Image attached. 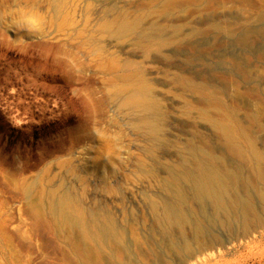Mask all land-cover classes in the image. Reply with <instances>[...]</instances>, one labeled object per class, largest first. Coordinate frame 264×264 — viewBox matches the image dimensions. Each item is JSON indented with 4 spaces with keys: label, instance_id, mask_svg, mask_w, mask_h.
<instances>
[{
    "label": "rangeland",
    "instance_id": "374dc122",
    "mask_svg": "<svg viewBox=\"0 0 264 264\" xmlns=\"http://www.w3.org/2000/svg\"><path fill=\"white\" fill-rule=\"evenodd\" d=\"M35 1L41 36L20 15L25 0L0 1V264H85L51 212L103 264L110 249L117 264H197L183 258L197 228L221 248L202 264H264V4L202 0L153 15L163 0ZM106 20L116 23L105 34L92 29ZM74 28L115 57L79 47ZM41 185L37 225L27 197ZM242 202L261 220L248 240Z\"/></svg>",
    "mask_w": 264,
    "mask_h": 264
},
{
    "label": "bare ground",
    "instance_id": "6f19581e",
    "mask_svg": "<svg viewBox=\"0 0 264 264\" xmlns=\"http://www.w3.org/2000/svg\"><path fill=\"white\" fill-rule=\"evenodd\" d=\"M2 2V0H0ZM6 1V0H5ZM26 4L28 6H32V8H30L31 10H29V8L26 5V8H28V10L30 11H24L25 15H23L24 13H21L20 15L24 16V20H27L25 23L33 26L35 28V32L37 34H40V36L43 34L44 28L42 27V21L40 19V15L41 13H39L38 11L36 13H33V9L34 11L39 9L38 6L36 7V1L35 0H25ZM202 0H163V2L161 3L159 9L157 10H152L151 14L155 15L158 13H162L165 11H169L177 6H182L183 4H189V5H193V4H198L199 2H201ZM220 1V0H219ZM218 1V2H219ZM231 1V3H234L238 6H242V7H246L245 3H243V0H228V2ZM261 3L264 4V0H259ZM17 2V1H16ZM18 4V3H17ZM23 4V3H22ZM25 4V3H24ZM213 4H216V0H204V4L203 6L208 7L211 6ZM16 5V4H15ZM21 5V4H20ZM4 6V4H3ZM19 6V5H17ZM23 6V5H21ZM20 6V7H21ZM6 7V6H5ZM2 9V8H1ZM16 9V8H15ZM258 9V8H257ZM256 9V10H257ZM12 10V9H11ZM17 10V9H16ZM16 10L13 9V12H15ZM5 12V11H3ZM21 12V11H20ZM19 12V13H20ZM264 12V11H262ZM11 13V12H10ZM39 13V14H38ZM54 13L56 14V11H54ZM261 14V13H260ZM17 15V14H16ZM18 17V16H17ZM1 18V16H0ZM19 18V17H18ZM22 17L20 16V19ZM37 19V20H36ZM1 20V19H0ZM22 20V19H21ZM70 20V19H69ZM138 20V19H137ZM135 18L131 20V24H134L137 21ZM94 21L89 22L88 24L91 26V23H93ZM68 23V22H67ZM116 22L114 20H106L103 21L102 23H98L97 26H92V29L94 28H98L99 31L103 32L104 34L113 26V24H115ZM38 24V25H37ZM66 24V22H65ZM130 24V25H131ZM74 33H76V35L78 36H83L85 39V42H83L82 40L79 42L78 46L81 47L82 49L86 50V51H91L95 52V54L97 56H103L104 57H109L111 56L112 58L115 57L111 54H108V50L104 48V46H100V45H96V41L93 37L91 36H86L84 35V31L83 30H78L77 28L72 29ZM99 44V43H98ZM94 46H97V48L93 49ZM101 58V57H100ZM116 61V60H115ZM111 62V61H110ZM222 125V124H221ZM243 126V125H242ZM246 129H248L246 127ZM220 133H221V138L224 141V143L226 144L229 153L233 154L234 156L236 155H241L242 156V147L239 146V144L237 143V138L235 137V135L232 132H229V130L227 128H225L224 126L219 128ZM243 131V130H242ZM242 134V133H241ZM241 136V135H240ZM245 137V136H243ZM246 139V138H245ZM242 149H241V148ZM245 151V150H244ZM248 153V152H247ZM246 154V151H245ZM261 154V153H260ZM240 156V157H241ZM248 156V155H246ZM264 156V155H263ZM237 157V156H236ZM243 158V156H242ZM257 161V160H256ZM255 167V166H254ZM257 177L261 178V180L264 178V173L261 171V169H257ZM38 183V182H37ZM34 182V184H37ZM23 184V183H22ZM223 183H221L222 185ZM28 185V184H27ZM38 185V184H37ZM36 185V186H37ZM20 186H22L20 184ZM26 186V185H25ZM24 187V186H23ZM28 187V186H27ZM26 187V188H27ZM38 187V186H37ZM40 187V185H39ZM38 187V188H39ZM227 186H222L223 191L228 194L227 190H226ZM33 188V187H32ZM36 188V187H35ZM38 188L36 190H38ZM41 190L36 191L34 190H30V192L32 191V194L35 193V195L33 196L30 193V197H27V207H28V215L31 216V218L33 220L36 221L37 225H43L45 224V218H44V214L45 211H47L48 208H44L43 207V203L40 202L41 200V196L43 195V189L46 190L45 188H43V186L41 185ZM228 188V187H227ZM28 189V188H27ZM26 189V190H27ZM40 189V188H39ZM48 191H51L49 189H47ZM42 191V193H41ZM26 192V191H25ZM24 192V194H25ZM34 192V193H33ZM46 192V191H45ZM262 192V191H261ZM260 192V193H261ZM51 193H49L50 195ZM225 194V195H226ZM41 195V196H40ZM46 195V194H45ZM219 196V195H218ZM45 197V196H44ZM49 197V196H48ZM47 197V198H48ZM219 198V197H218ZM226 200L225 202L232 205V206H236V199H234L233 197H228V199H224ZM44 201H46V199H44ZM218 202H221L222 199L219 198L217 199ZM43 202V201H42ZM239 202V201H238ZM243 203V202H242ZM260 203H261V208L264 211V193H261L260 195ZM239 203H237L238 205ZM240 205V204H239ZM249 205V204H248ZM247 203L246 204H242L239 206L238 211H237V215H236V219L238 222V225L240 226L241 229H243V233L245 236V239L248 240L250 237H252V234L254 233L253 230L257 229L259 226H261V220L258 217L256 210L252 207V206H248ZM224 206V205H223ZM229 207V206H228ZM237 208V207H236ZM235 209V208H234ZM51 212V211H50ZM51 218H52V222L53 224L56 226L58 234L60 236H62L63 240L65 241V243L67 244V246L70 248V250L73 253V256H75L77 258L78 261H82L85 262V264H103V258L102 256H100V252L99 253V246H91L86 242V238L84 235V232L82 231L81 228L78 227L80 233L76 234L77 231H73L72 229L68 228L66 226V220L64 218H60L57 216L56 213L51 212ZM201 230L194 229V236H193V243H195V246L193 248H191L190 246L192 245H188L185 244L184 246V255L183 258L185 260L189 259L190 257H195L197 264H202V262H207L210 260V258H212L214 255H217L218 253H220V249L217 248L216 242L213 240H204V235L200 232ZM253 232V233H252ZM220 245H218L219 247ZM223 249V248H222ZM99 250V251H98ZM182 250V249H181ZM220 251V252H219ZM111 255L110 258L113 260V264H117L118 262L120 263L121 261V257H120V252L116 249L112 250L110 249ZM182 252V251H181ZM139 257H142V259L144 258L145 255H143V253L141 251L138 252ZM109 258V259H110ZM143 261V260H142ZM124 264H135L130 260L124 259L123 260ZM164 263V262H163ZM154 264H160V263H154Z\"/></svg>",
    "mask_w": 264,
    "mask_h": 264
}]
</instances>
